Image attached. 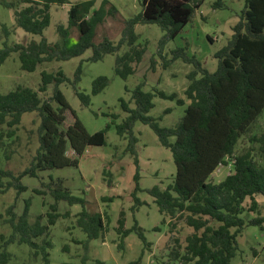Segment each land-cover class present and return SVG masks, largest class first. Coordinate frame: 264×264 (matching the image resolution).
Wrapping results in <instances>:
<instances>
[{
  "label": "trees",
  "instance_id": "obj_1",
  "mask_svg": "<svg viewBox=\"0 0 264 264\" xmlns=\"http://www.w3.org/2000/svg\"><path fill=\"white\" fill-rule=\"evenodd\" d=\"M204 0H139L141 10L124 20L121 36L115 43L109 37L102 36L93 41L96 27L106 17H115L118 9L109 0H101L95 7V0H79L71 3L67 10V23L58 24L56 32L58 41L49 42L43 35L51 19V6L70 3L69 0H0V4L13 10L17 27L31 34L40 35L38 41L28 43L5 44L0 48V63L11 52L18 53L21 69L33 71L44 62L67 60L80 56L91 49L88 60L98 61L105 54L116 53L122 46H127L115 57L114 71L122 78L135 71V64L144 58L146 43L137 42L139 34L135 32L136 24H156L162 31L158 39V51L164 44L178 35L190 21L194 10ZM244 7L238 20L231 26L232 34L227 43L214 53L217 59L216 69L212 72L202 68L197 60L184 55L183 49L175 52V58L193 63L195 69L187 75L188 84L184 95L189 103L179 121L171 127L159 126L156 119L147 113L154 106L155 95L175 100L183 104L184 99L177 93H166L162 90L144 91L143 82L138 83L131 91L129 101L120 99L121 108L127 113L122 122L116 125L121 136H127L126 151L134 155L136 164L133 175L134 187L131 195L137 203L139 187L138 158L135 150L137 137L133 125L141 121L157 135L162 146L169 149L175 164V174L171 183L164 189L153 186L147 192L168 225L167 246L170 248L172 264H231V259L238 250L237 236L246 225H258L262 228L264 214L256 200V195L264 197V129L259 134L251 135V144L257 145L258 159L254 156V146L235 153L238 140L246 134L254 122L264 114V0H243ZM216 5L220 3L216 2ZM75 28L77 40L67 45L69 30ZM5 37L10 34L6 25H1ZM182 49V50H181ZM200 73V76L197 74ZM81 66L78 65L71 82L80 103H90L88 94L80 91L76 83L80 79ZM41 81L37 90L27 86H16L8 92L0 91V125L6 131H0L2 137L15 134L21 117L25 112L36 111L39 117L38 146L30 164L18 173L0 167V193L14 188L18 196L26 189L21 178L25 175L36 176L37 171L68 165H77L88 146L103 145L108 125L89 133L75 111L70 107L67 98L59 85L69 79L61 69L41 71ZM106 76L100 75L92 82V93L102 91L108 84ZM52 84V94L48 99L39 96ZM56 103V107L52 105ZM73 116L72 124H67L66 112ZM169 109H165V113ZM173 137V140H171ZM69 144L74 158L66 154ZM230 164V171L225 177L213 182L210 177L214 171ZM110 174V173H109ZM4 178H8L4 181ZM107 183L111 185V180ZM54 202L45 213L47 221L42 223V215H37L32 222L28 220L30 200L24 202L21 214L12 211L13 205L7 208L11 233L4 239L0 236V264H6L10 253L9 243L26 244L33 254H42L44 264H49L47 248L51 246L48 238L50 225L60 216L57 211L58 201L68 204L80 203L82 209L77 213V226L86 234L88 240L103 236L106 231L108 214L90 213L84 207L81 197L58 180L53 187H47ZM37 194H45V189H33ZM114 197H103L112 201ZM248 202V205H245ZM250 211L256 215L245 220L241 214ZM67 214V213H65ZM178 221L191 229L181 242L182 227ZM115 230L121 235L118 247H123V239L135 231L146 247L142 227L137 222L131 228H125V213L121 211ZM158 230L159 227H155ZM42 237L40 241L37 238ZM141 257L130 264H138ZM96 264H104L97 261Z\"/></svg>",
  "mask_w": 264,
  "mask_h": 264
},
{
  "label": "rangeland",
  "instance_id": "obj_2",
  "mask_svg": "<svg viewBox=\"0 0 264 264\" xmlns=\"http://www.w3.org/2000/svg\"><path fill=\"white\" fill-rule=\"evenodd\" d=\"M15 1V0H13ZM79 0H69L70 3L62 6H51V19L44 29L43 35L49 42H56L59 36L56 32L58 24L67 23V10L71 3ZM101 0H95V7ZM118 9L115 17H106L96 27L93 41L97 43L102 36L109 37L117 42L121 36L124 20L141 10L139 0H109ZM218 2L220 5H216ZM244 7L243 0H204L194 10L190 21L182 31L173 39L168 40L158 51V39L162 31L156 24H136L135 32L139 34L137 42L146 43L144 58L135 64V71L122 78L114 71L115 57L127 50L122 46L116 53L105 54L98 61L88 60L91 49H87L80 56L61 61H49L39 64L33 71L21 69L17 52H11L0 63V91L5 93L16 86H27L38 89L41 81V71H57L61 69L69 79L59 85L60 90L67 98L70 107L83 123L89 133L108 125L103 145L88 146L84 153L78 157L77 165H68L56 168H47L37 171L36 176L25 175L21 178L26 189L18 196L14 188L0 193V236L4 239L11 233V226L6 221L9 218L7 208L13 205L12 211L21 214L24 202L29 199L30 206L28 220L41 214L42 223H46L45 213L49 205L54 202L47 187H53L60 180L61 184L71 191V194L84 200V207L90 213L107 211L108 222L103 236L88 240L86 234L77 226V213L82 209L80 203L68 204L64 200L58 201L57 211L60 216L53 225H50L48 238L51 246L47 248L49 264H130L141 257L138 264H172L169 253L168 225L162 222L167 217L161 214L153 197L147 190L153 186L164 189L172 182L175 174V164L169 149L162 146L157 135L149 125L136 121L133 125L134 135L137 137L135 150L138 158L139 187L136 196L137 203L131 192L134 187L133 175L136 164L134 155L126 151L127 136H121L116 131V125L126 117L127 113L121 108L120 99L129 101L132 89L143 82L144 91L162 90L166 93L175 92L184 99L183 104L175 100L164 99L157 95L153 97L154 106L147 113L154 117L161 127L174 126L184 113L189 100L185 98L184 89L188 84L187 75L194 70L193 63L182 59L184 53L194 58L200 66L210 72L217 66L214 53L227 43L232 34L231 26L238 20ZM1 25H6L10 34L5 37ZM78 32L75 28L69 30L67 45L76 42ZM40 35L31 34L17 27L13 17V10L0 4V48L5 44L28 43L38 41ZM182 48L179 58L175 52ZM181 49V50H182ZM81 66L80 79L76 87L89 95L90 103L84 106L74 93L72 80L76 67ZM109 80L107 86L99 93H92V82L100 76ZM200 76V73L197 74ZM53 85H48L46 91L39 92V96L48 99L52 94ZM56 107V103L52 102ZM169 109L168 112H164ZM67 124H72L73 116L66 112ZM39 117L36 111L25 112L21 117L15 134L11 137L3 135V145L0 147V167L13 173L22 171L30 164L38 146ZM264 129V114L251 126L235 146V153L254 146V156L258 159L257 145L251 144L250 136L259 134ZM6 131L0 125V131ZM173 140V137H171ZM66 154L75 157L69 144ZM229 165L218 167L210 179L217 182L230 171ZM110 173V174H109ZM111 180V185L107 183ZM8 178H4L7 181ZM45 189V194H37L33 189ZM103 197H114L112 201H104ZM262 214H264V197L256 195ZM248 205V202H245ZM121 211L125 213V228H131L135 222L142 227L145 241L150 243L149 249L135 231H130L123 239V247L117 245L121 235L115 230ZM67 213V214H65ZM245 211L241 217L245 220L255 216ZM159 227L155 230V227ZM182 227L181 242L184 236L191 232L183 222L178 221ZM42 237L37 238L40 241ZM238 250L231 259V264H264V223L262 228L258 225H246L237 236ZM10 259L6 264H44L42 254H33V250L26 244L9 243L6 245Z\"/></svg>",
  "mask_w": 264,
  "mask_h": 264
}]
</instances>
